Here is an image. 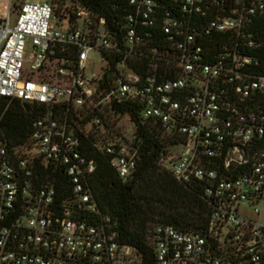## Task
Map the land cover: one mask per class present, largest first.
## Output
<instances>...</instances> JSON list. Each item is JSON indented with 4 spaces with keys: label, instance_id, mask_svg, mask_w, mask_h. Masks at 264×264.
Returning <instances> with one entry per match:
<instances>
[{
    "label": "built area",
    "instance_id": "2783aa9c",
    "mask_svg": "<svg viewBox=\"0 0 264 264\" xmlns=\"http://www.w3.org/2000/svg\"><path fill=\"white\" fill-rule=\"evenodd\" d=\"M19 2L0 0V97L36 118L0 140V264H264V0ZM142 128L210 206L199 231L155 224L152 259L90 182L98 154L133 178Z\"/></svg>",
    "mask_w": 264,
    "mask_h": 264
},
{
    "label": "trees",
    "instance_id": "16d2710c",
    "mask_svg": "<svg viewBox=\"0 0 264 264\" xmlns=\"http://www.w3.org/2000/svg\"><path fill=\"white\" fill-rule=\"evenodd\" d=\"M81 1L101 13L111 11L112 0ZM35 118L32 107L0 97V140H6L11 146L23 145L32 133ZM140 133L144 143L131 180L123 182L108 158L98 154L97 170L90 182L104 212L118 220L120 242L138 247L152 259L147 240L155 224L167 223L183 230L199 231L208 222L210 206L200 190L179 183L160 164L164 145L158 135L143 128ZM40 171L43 176H51L49 170Z\"/></svg>",
    "mask_w": 264,
    "mask_h": 264
},
{
    "label": "rangeland",
    "instance_id": "374dc122",
    "mask_svg": "<svg viewBox=\"0 0 264 264\" xmlns=\"http://www.w3.org/2000/svg\"><path fill=\"white\" fill-rule=\"evenodd\" d=\"M22 2L23 0H18V2ZM19 2V3H20ZM261 221H262V223L264 224V210L262 211V213H261Z\"/></svg>",
    "mask_w": 264,
    "mask_h": 264
}]
</instances>
